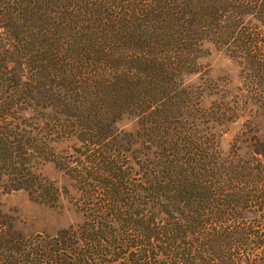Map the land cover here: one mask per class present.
<instances>
[{
	"label": "trees",
	"instance_id": "obj_1",
	"mask_svg": "<svg viewBox=\"0 0 264 264\" xmlns=\"http://www.w3.org/2000/svg\"><path fill=\"white\" fill-rule=\"evenodd\" d=\"M46 164L81 222L25 234L2 199L56 206ZM0 264H264V0H0Z\"/></svg>",
	"mask_w": 264,
	"mask_h": 264
},
{
	"label": "rangeland",
	"instance_id": "obj_2",
	"mask_svg": "<svg viewBox=\"0 0 264 264\" xmlns=\"http://www.w3.org/2000/svg\"><path fill=\"white\" fill-rule=\"evenodd\" d=\"M205 76L214 83L224 86L226 92L234 94L240 85L239 72L236 66L222 53L211 48V53L200 60ZM199 77H197V81ZM223 87V88H224ZM212 97L205 98L203 106L207 107ZM241 122L229 125V130L221 139L220 147L226 150L232 138L241 128ZM117 129L125 132H135L136 120L132 117H124L117 124ZM70 144L60 143L56 145L57 151L65 150ZM41 176L53 181L57 187H65L67 195L60 197L54 207L30 199L28 194L18 191L5 196L2 199L5 211L16 210V229L25 234L47 233L53 234L60 229L76 226L81 222V214L74 207L73 202L77 199L75 185L64 174L55 169L54 165L46 164L40 169Z\"/></svg>",
	"mask_w": 264,
	"mask_h": 264
}]
</instances>
